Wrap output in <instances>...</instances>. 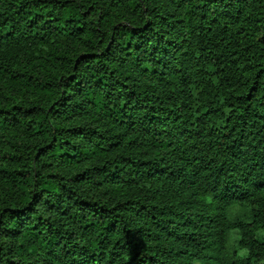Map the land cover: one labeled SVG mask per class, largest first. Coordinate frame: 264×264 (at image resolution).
Masks as SVG:
<instances>
[{"label": "trees", "instance_id": "1", "mask_svg": "<svg viewBox=\"0 0 264 264\" xmlns=\"http://www.w3.org/2000/svg\"><path fill=\"white\" fill-rule=\"evenodd\" d=\"M263 262L264 0H0V264Z\"/></svg>", "mask_w": 264, "mask_h": 264}, {"label": "rangeland", "instance_id": "2", "mask_svg": "<svg viewBox=\"0 0 264 264\" xmlns=\"http://www.w3.org/2000/svg\"><path fill=\"white\" fill-rule=\"evenodd\" d=\"M105 1L108 3V0H105ZM110 13H111V17H112L113 19L119 17V14H118L114 9H112V8L110 9ZM166 14H169V11H167ZM19 62H24V63L28 66V68H29V62H30V65H32V64H34V63L36 62V59L31 58V59L29 60V58L20 57V58H19ZM241 255H242V256H245L246 253H245V252H242ZM263 263H264V262H263ZM263 263H262V264H263Z\"/></svg>", "mask_w": 264, "mask_h": 264}]
</instances>
